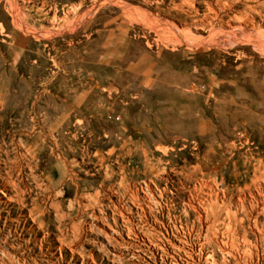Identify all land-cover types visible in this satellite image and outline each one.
Instances as JSON below:
<instances>
[{
	"label": "rangeland",
	"instance_id": "1",
	"mask_svg": "<svg viewBox=\"0 0 264 264\" xmlns=\"http://www.w3.org/2000/svg\"><path fill=\"white\" fill-rule=\"evenodd\" d=\"M0 264H264V0H0Z\"/></svg>",
	"mask_w": 264,
	"mask_h": 264
}]
</instances>
